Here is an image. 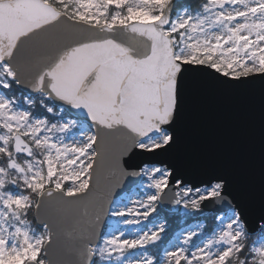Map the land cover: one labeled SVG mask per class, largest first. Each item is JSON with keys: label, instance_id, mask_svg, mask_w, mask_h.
Wrapping results in <instances>:
<instances>
[{"label": "snow or ice", "instance_id": "6c2138e0", "mask_svg": "<svg viewBox=\"0 0 264 264\" xmlns=\"http://www.w3.org/2000/svg\"><path fill=\"white\" fill-rule=\"evenodd\" d=\"M210 91L264 96V0H0V264L68 220L78 264H264V198L186 155Z\"/></svg>", "mask_w": 264, "mask_h": 264}, {"label": "water", "instance_id": "95a60500", "mask_svg": "<svg viewBox=\"0 0 264 264\" xmlns=\"http://www.w3.org/2000/svg\"><path fill=\"white\" fill-rule=\"evenodd\" d=\"M186 155L233 177V190L259 204L264 198V96L205 92L192 98L182 125ZM36 223V222H35ZM62 264H78L77 225L68 220Z\"/></svg>", "mask_w": 264, "mask_h": 264}, {"label": "trees", "instance_id": "16d2710c", "mask_svg": "<svg viewBox=\"0 0 264 264\" xmlns=\"http://www.w3.org/2000/svg\"><path fill=\"white\" fill-rule=\"evenodd\" d=\"M186 3H195V0H185ZM17 95H20V93L18 92ZM29 219H33L32 217H29ZM33 225L36 227L35 225V221L33 222ZM177 226L175 223H174V227Z\"/></svg>", "mask_w": 264, "mask_h": 264}, {"label": "rangeland", "instance_id": "374dc122", "mask_svg": "<svg viewBox=\"0 0 264 264\" xmlns=\"http://www.w3.org/2000/svg\"><path fill=\"white\" fill-rule=\"evenodd\" d=\"M35 225H36V223H35ZM33 227H35V226L33 225Z\"/></svg>", "mask_w": 264, "mask_h": 264}]
</instances>
